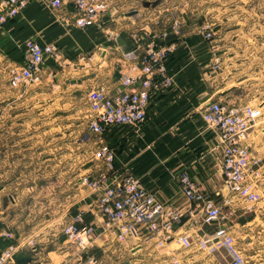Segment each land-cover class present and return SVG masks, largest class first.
I'll return each instance as SVG.
<instances>
[{"label": "crops", "instance_id": "crops-1", "mask_svg": "<svg viewBox=\"0 0 264 264\" xmlns=\"http://www.w3.org/2000/svg\"><path fill=\"white\" fill-rule=\"evenodd\" d=\"M73 11V5L53 10L47 2L36 0L14 20L0 27V141H5L10 158L20 153L16 148L24 146L23 156H27V149L32 150L35 145L40 149L39 157L43 162L54 160L44 159L42 149L52 141V146L56 145L55 160L63 162L64 142L69 138L73 143L67 147L71 151L68 157L74 168L64 172L57 162L55 170L35 174L27 168L31 165L27 162L24 170L8 169L3 173L0 253L12 244H19L18 264H63L80 254L94 257L97 264H172L173 257L179 264H194L190 256L193 250H184L178 241L160 248L157 238L149 237L146 230L140 229L119 240L115 233L117 224L97 210L102 192L88 187L90 193L82 187L81 146L75 141H96L88 129L89 115H82L81 106L87 97L82 90L100 79L99 83L110 92H117L121 88L120 73H134L131 65L121 58L123 52L134 47V41L130 32L119 31V37L103 48L107 42L99 43L96 35L87 33L91 29L81 30L72 25ZM185 36L183 33L176 37L178 44L171 39L158 40L159 47L174 46L169 59L175 79L172 87L152 96L146 123L139 128L111 127L105 133L106 143L116 154L108 185L132 175L159 202L188 213L196 205L186 199L182 190L180 175L186 171L194 183L216 197L223 208L233 209L231 222H234L238 209L245 207L231 199L225 186L218 136L203 120L204 108L224 96L211 89L206 77L207 64L203 59L206 48L196 42H200L201 37L193 38L196 47L191 43V48L185 43ZM30 39L43 45L58 44L67 58L65 67L77 69L78 66L80 77L67 79L60 72H53L58 65L48 61L44 72L32 81L12 87L10 71L26 62L25 43ZM98 49L101 51L100 61L95 64L98 68L87 69L88 59ZM108 54L115 57L108 59ZM66 80L70 86L78 87L65 89L61 85ZM82 128L85 132L81 137ZM94 147L89 143V178L96 177L97 173L92 161ZM78 216L82 217L81 223L76 220ZM188 217L186 214V220ZM69 224H75L76 228L96 225L97 233L84 251L64 233ZM237 224L245 226L246 223ZM214 229V226L202 227L188 219L180 231H187L196 238L213 233ZM216 256L218 254L209 255L202 264H221Z\"/></svg>", "mask_w": 264, "mask_h": 264}, {"label": "built area", "instance_id": "built-area-1", "mask_svg": "<svg viewBox=\"0 0 264 264\" xmlns=\"http://www.w3.org/2000/svg\"><path fill=\"white\" fill-rule=\"evenodd\" d=\"M36 0H0V27L14 20L31 2ZM47 2L51 9L60 10L65 5H73L72 25L81 30H103L109 41H115L120 33L116 28L107 27L113 0H38ZM207 37H210L207 34ZM134 47L123 52L121 58L130 64L134 73H120L121 88L112 93L108 87L101 85L89 96L88 129L93 136H100L102 147L100 153L112 172L115 151L106 143L105 133L111 127L139 128L147 121L148 108L152 96L172 87L174 73L170 64V54L174 46L159 47L160 34L145 31L131 33ZM26 62L13 68L10 84L14 88L25 85L40 75L48 61L58 66L66 64L62 49L58 44H41L37 40L26 41ZM91 59V58H90ZM262 107L250 104L229 105L222 101H211L203 112V120L210 125L218 136L221 151V165L225 177V186L231 199L255 200L257 193L252 188L253 179L258 177L260 163L264 159L253 155L248 143L250 130L262 117ZM107 172L100 174L101 179H89L92 190L102 191L97 200V210L105 217L112 218L117 224L115 233L119 240L138 230H146L149 237L157 238V245L164 248L172 241H178L184 250H195L216 255L227 256L224 264H246V258L239 249L235 237L230 232L229 223L234 215L233 209L224 210L216 197L200 189L188 172L180 175L183 193L196 208L188 213L169 208L159 202L141 181L132 175H126L109 184ZM3 173L0 170V182ZM87 180V178L85 179ZM187 218L199 226H214L213 233L193 238L187 231H180ZM82 222V217L76 218ZM186 220V221H185ZM64 233L82 252L97 233L96 225H84L76 228L69 224ZM11 235V234H8ZM20 250L19 244H12L0 253V264H18L15 260ZM173 257V256H172ZM172 264L180 261L173 257ZM63 264H97L94 257L70 258Z\"/></svg>", "mask_w": 264, "mask_h": 264}, {"label": "rangeland", "instance_id": "rangeland-1", "mask_svg": "<svg viewBox=\"0 0 264 264\" xmlns=\"http://www.w3.org/2000/svg\"><path fill=\"white\" fill-rule=\"evenodd\" d=\"M134 11L137 13L132 16L128 15ZM109 13L112 18H108L109 22L105 24V28L109 26L120 32H154L160 34L161 39H171L170 41L177 44V38L185 33V43L191 48H193L192 45L196 47L193 38L201 37V41L196 42L206 48L203 54L204 63L207 64L206 67L204 66L207 71L206 77L211 84V89L220 91V95L224 96L219 101L229 105L250 104L262 107L263 115L250 130L248 143L251 145L253 155L264 159V0H113ZM87 33L96 35L99 43L107 42L102 46L103 48L111 43L103 30L91 29ZM207 34L210 37H207ZM157 43H159L158 40ZM94 52H96L95 55H91V59L87 61L89 64L87 69L98 68L95 64L100 61L101 51L98 49ZM114 57V54L107 56L108 59ZM66 65L54 68L53 72H60L67 79L80 77L77 71L78 66L75 69L71 66L66 68ZM99 81L100 79H96L92 86L83 88L82 93L87 97L81 106L84 109L82 115H89V96L101 86ZM61 86L65 89L78 87L70 86L68 80ZM81 131L82 137L85 130L82 128ZM94 137L96 141H75V143L80 142L81 146V183L86 190L89 187V179L99 181L100 174L107 172V166L102 155L99 154L102 147L100 136ZM53 143L49 141V145L43 146L42 149L44 159L54 160L43 162L39 157L40 149L35 145L32 146V150L27 149V156H23L24 146L16 148V151L20 153L10 158L8 156L10 151L5 146V141H0V170L2 173L8 169L24 170L23 167L27 162L31 163L27 168L35 174L43 170H55L57 162H59L60 170L64 172L73 170V162L68 157L71 151L67 148L73 141L69 138L65 139L63 162L55 160L56 145L52 146ZM89 143L95 145L92 150L94 159L92 161H95L97 167L96 177L92 178H89L88 172V154L91 152L88 148ZM59 159L62 158L59 157ZM260 166L258 177L252 182L257 198L252 201L235 199L245 208L238 209L235 221L229 223L230 232L243 252L246 264H264V162H261ZM107 173L111 174V172ZM225 208L227 207H224L227 212ZM239 221L246 223L245 226L238 225ZM190 256L194 259V264H202L208 260L209 255L193 250ZM216 258L219 263L224 264L227 256L225 253L224 255L218 254Z\"/></svg>", "mask_w": 264, "mask_h": 264}, {"label": "water", "instance_id": "water-1", "mask_svg": "<svg viewBox=\"0 0 264 264\" xmlns=\"http://www.w3.org/2000/svg\"><path fill=\"white\" fill-rule=\"evenodd\" d=\"M137 13V11H134V12H131V13H128V15L129 16H132V15H134V14H136ZM19 254H17L16 256H15V260H17V262H20V260H19Z\"/></svg>", "mask_w": 264, "mask_h": 264}]
</instances>
